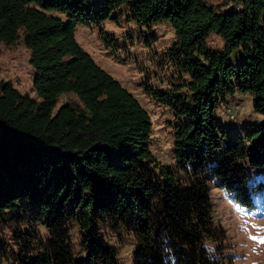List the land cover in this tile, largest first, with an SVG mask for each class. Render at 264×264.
Segmentation results:
<instances>
[{"label":"trees","instance_id":"trees-1","mask_svg":"<svg viewBox=\"0 0 264 264\" xmlns=\"http://www.w3.org/2000/svg\"><path fill=\"white\" fill-rule=\"evenodd\" d=\"M225 4L0 0V43L21 39L33 68L35 97L0 82V230L14 231L22 264H77L74 231L95 264H121L112 237L133 240L132 264H224L210 190L249 207L246 172L264 169V0ZM113 13L174 31L163 55L169 86L145 88L172 114L171 163L151 149L148 111L76 38L78 26L117 22ZM237 92L261 121L231 137L215 110ZM62 93L83 112L56 108Z\"/></svg>","mask_w":264,"mask_h":264},{"label":"rangeland","instance_id":"rangeland-1","mask_svg":"<svg viewBox=\"0 0 264 264\" xmlns=\"http://www.w3.org/2000/svg\"><path fill=\"white\" fill-rule=\"evenodd\" d=\"M205 2L218 12L229 8L225 0ZM113 14L118 16V13ZM117 18V22L108 19L99 25L78 26L76 38L97 64L133 93L148 111L152 124L151 149L162 163H171L174 143L172 114L168 108L148 97L145 88L148 85L165 91L169 86L170 72L163 64V55L174 42V31L165 23L147 29L128 22L124 15ZM208 43L215 49L222 48L217 35L212 34ZM239 54L237 51L232 57ZM28 60L29 52L21 39L10 45L0 43V82H11L20 93L35 97ZM63 104L83 112V107L71 93L58 96L56 108ZM215 118L231 137L261 121L252 110L251 97L239 92L228 96L226 103L216 108ZM246 174L251 200L249 207L235 202L224 189L212 187L210 190L215 223L226 236L221 243L224 264H264V169L249 168ZM13 234L14 231L9 229L0 230V264H22ZM109 243L116 249L121 264H132L136 247L131 238L118 241L112 237ZM211 247H216V243ZM72 248L77 264H95L86 257L76 231Z\"/></svg>","mask_w":264,"mask_h":264},{"label":"crops","instance_id":"crops-1","mask_svg":"<svg viewBox=\"0 0 264 264\" xmlns=\"http://www.w3.org/2000/svg\"><path fill=\"white\" fill-rule=\"evenodd\" d=\"M210 36H211V35H210ZM210 36H209V37H210ZM209 37H208V38H209ZM220 44H221V43H220ZM26 49H27V48H26ZM27 50H28V49H27ZM28 52H29V51H28ZM233 54H234V53H233ZM233 54H232V55H233ZM232 55H231V58H233V62H234V63L238 62L239 59L241 58V56H240L241 54H239V55H235V56H233V57H232ZM28 62H29V66H30L31 69H32V77H33V68H32V66L30 65V61H29V60H28ZM31 85H32V78H31Z\"/></svg>","mask_w":264,"mask_h":264}]
</instances>
